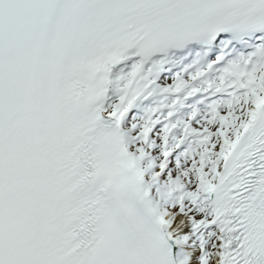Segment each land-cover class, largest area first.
I'll return each mask as SVG.
<instances>
[{
    "label": "snow or ice",
    "instance_id": "snow-or-ice-1",
    "mask_svg": "<svg viewBox=\"0 0 264 264\" xmlns=\"http://www.w3.org/2000/svg\"><path fill=\"white\" fill-rule=\"evenodd\" d=\"M0 264H264V0H0Z\"/></svg>",
    "mask_w": 264,
    "mask_h": 264
}]
</instances>
